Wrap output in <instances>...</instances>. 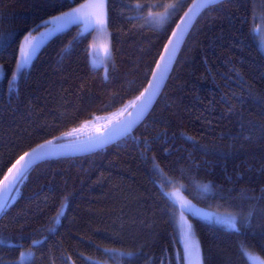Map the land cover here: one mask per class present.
<instances>
[{"label": "trees", "instance_id": "1", "mask_svg": "<svg viewBox=\"0 0 264 264\" xmlns=\"http://www.w3.org/2000/svg\"><path fill=\"white\" fill-rule=\"evenodd\" d=\"M85 1L0 0V182L35 147L137 101L195 0H108L107 69L93 57L94 32L73 25L15 81L23 39ZM258 1L226 0L201 14L155 107L128 138L26 174L0 218V264H185L174 192L216 213L253 210L250 225L237 220L239 233L187 214L203 264H251L241 244L264 258ZM162 13L164 27L149 23Z\"/></svg>", "mask_w": 264, "mask_h": 264}, {"label": "rangeland", "instance_id": "2", "mask_svg": "<svg viewBox=\"0 0 264 264\" xmlns=\"http://www.w3.org/2000/svg\"><path fill=\"white\" fill-rule=\"evenodd\" d=\"M103 2L105 4V23L103 26L100 25H93L86 23L84 19H78L75 22L71 23H64L63 27H61L59 30H54V31H49V29L54 28L55 26L50 24L49 26L45 27L42 32H39L37 34H30L26 36L28 38V41L32 45L31 53H30V60L28 62L27 66L21 67L20 71H16V76L14 77L15 81L17 80L18 76L20 75L21 72H23L25 69L29 68L33 62V59L36 57V50H40L42 45L46 43L50 38L53 36L67 30L73 25H80L81 30L83 33H89L91 31L94 32V41H93V57H95V61L99 63V65H104L105 68H108V62L112 59V44H111V35L108 30V0H87L74 8L73 10H70L69 12H74L75 9H80L81 13L79 14L80 16H88L92 12L99 11L98 9H95L91 7L92 5L98 4ZM84 5H89V7H83ZM67 13V12H66ZM63 15V14H61ZM52 19V18H51ZM50 19V20H51ZM168 22V16L167 14H158L157 16L152 15L149 18V23L155 27L162 28L164 27ZM45 25H48L44 23ZM253 24H254V30L255 34L257 37V42L259 44V47L261 51L264 53V46H262L261 42V34L264 33V2L258 1V3H255V13H254V19H253ZM41 33H44V35H41ZM25 45V38L22 41L21 48ZM34 56V57H33ZM31 61V63H30ZM21 62V56L19 55V61L18 63ZM3 68L0 66V80L3 78ZM136 99L128 102L125 104L123 107L120 109L116 110L115 112L95 117L94 119L82 124L78 128H75L62 136H60L58 139L59 141H73V140H80L84 139L86 137H90L92 135L98 134L100 132H103L104 130L108 129L109 127L113 126L117 122H119L131 109L133 108V105L136 104ZM174 197L176 198L177 202L180 205V210L178 214V229L180 232L181 240L183 243V229L181 227L182 219H181V214L183 215V223L187 225H191L192 229V234L194 238L199 242L200 250H201V244L199 241V238L196 234L195 231V226L194 223L192 222L191 218L189 215H187L189 212L195 214V216L203 219V220H208L211 222H214L217 225L227 227L225 225L219 224L217 221L220 219H225L227 218L230 214L234 213H216L208 209H204L203 207H200L191 201L187 200L184 195L181 192H174ZM16 198V194L14 199ZM13 199V200H14ZM228 228V227H227ZM184 246V244H183ZM248 251L254 256L258 257L259 260L264 261V258L257 254L256 252H253L248 249ZM251 264H253V261H250ZM185 264H190L189 260L186 258ZM192 264H195V261H192Z\"/></svg>", "mask_w": 264, "mask_h": 264}, {"label": "snow or ice", "instance_id": "3", "mask_svg": "<svg viewBox=\"0 0 264 264\" xmlns=\"http://www.w3.org/2000/svg\"><path fill=\"white\" fill-rule=\"evenodd\" d=\"M222 2H223V0H198V3L193 4L192 8H190L188 10V13H185V17L189 20V25L191 24V17L189 16V14L190 13L192 15L196 14V13H193V9H196L197 12H199L200 10H202L204 8L215 6V5L220 4ZM83 7H89V5H84ZM91 7L98 9L99 11L92 12L88 16L82 17L79 15L81 13V10L75 9L74 12H67V13H64L63 15L55 16L51 20L45 21V23L46 24H52L55 26L54 28L49 29V31L59 30L61 27H63V24L61 22L71 23V22H75L78 19H84L85 22L89 23V24L103 26V24L105 23V19H104V17H105V12H104L105 4L103 2H101L98 4L92 5ZM137 7H139V5ZM169 7L174 8V7H176V5H169ZM181 23H183V21H181ZM187 27H188V25H186L185 30L183 32H181V37L187 31ZM177 31H180V29L178 28ZM41 35H44V33H41ZM172 36H173V38H176V33L175 32L172 33ZM261 42H262V46H264V33L261 34ZM168 43L170 46H172V52L169 53L168 49H165V53L168 57L167 61H165V58L162 56L160 58L161 63L156 65V72L153 73V75H152V80L154 82H156L155 87L152 84H150L149 88L152 89V92L147 97L142 95L141 97L138 98L141 102L139 106L133 105V107L137 108L138 114H142L144 108L147 106V103L151 102V97L156 94V90L159 88V81L164 79V76L168 71V64H170L172 62V58L175 54L176 49H175V45H173L172 40H169ZM176 43L177 44L180 43V40L178 38L176 39ZM31 50H33L32 45L28 41V38L25 37V45L20 49L21 62L16 64V70L17 71L21 70L22 65L23 66L28 65V62L31 58V56H30ZM157 73H159V75H157ZM11 90H12V85L9 84V91H11ZM145 91L147 92L148 90L146 89ZM260 103L264 104V101H261ZM241 127L243 128L244 125H241ZM253 127H254V125H253ZM245 138H250V137H245ZM49 143H51V142H49ZM45 147H46V145H41L39 149H33L32 152L26 153L27 156L31 157V159L25 161L24 164H22V165H20V167L16 168L15 174L11 175V180H9L8 177H5V180L8 181L7 190H8L9 194H11L12 189L17 187L20 180H22L26 176L27 172L31 169V167L35 161L46 158L47 153L42 151ZM23 159L24 158L21 157V160H23ZM17 164H20V161H17ZM204 189H205V191H207L208 186L205 185ZM7 204H8V201L5 199L4 195L0 194V212L5 211ZM252 216H253V210H249L246 215L230 214L227 218L220 219L217 222L221 225L227 226L234 233H239L240 228L237 226V220L242 218L246 224L250 225L251 220H252ZM181 219H182L181 227L183 229L182 234H183V244H184L185 256L189 260L190 264H192V261H195V264H203V258H202L199 242L194 238V236L192 234L191 225H187V224L183 223V215L182 214H181ZM0 243H3V241H0ZM104 251L115 252L116 249H104ZM239 251L243 257L247 258V260L253 261V264H264V261L259 260L258 257H254L243 244H241L239 246ZM129 255H131V254H129ZM22 256H23V254H21V257ZM181 258H184V257H181ZM162 264H163V262H162Z\"/></svg>", "mask_w": 264, "mask_h": 264}, {"label": "water", "instance_id": "4", "mask_svg": "<svg viewBox=\"0 0 264 264\" xmlns=\"http://www.w3.org/2000/svg\"><path fill=\"white\" fill-rule=\"evenodd\" d=\"M224 1H226V0H223V2ZM197 3H198V0H195L193 2V4H197ZM192 5L189 7V9L192 8ZM209 8L210 7L204 8V9L200 10L199 12H197L196 9H193V13H196V14L195 15H192L191 13L189 14V16L191 17V24L190 25H189V20L185 17V14H184L183 17L181 18V20L175 26L172 33H174V32L176 33V38H173L172 34L169 37V40H172L173 45H175V49H176L175 54L172 58V62L170 64H168V71L165 74L164 79L159 81V88L156 90V94L151 97V102L147 103V106L144 108L142 114H138L137 108L133 107L131 109V111H129L119 122H117L113 126L109 127L108 129L104 130L103 132H100L98 134H95V135H92L90 137H86V138L80 139V140L50 141L51 143H49V142L43 143L41 145H46V147L42 151L47 153V156L44 159L35 161L31 167V169L33 167H35V166H37L43 162H47V161L64 159V158H77V157H83V156H88V155L94 154L96 152H99L101 150L109 148L112 145H115V144L123 141L124 139L128 138L130 135H132L134 133V131L145 121V119L149 116V114L151 113V111L155 107V105H156L157 101L159 100L164 88L167 85V82L169 81V79L173 73V70H174L175 65L177 63V60H178V58H179V56L183 50V47H184L192 29H193V27L195 26L197 20L201 16V14ZM188 10L186 11V13H188ZM181 21H183V23H181ZM186 25H188L187 31L181 37V32H183L185 30ZM178 28L180 29V31H177ZM177 38L180 40L179 44L176 43ZM165 49H168V52L171 53L172 52V46H170L169 43L167 42V44H166V46H165V48H164V50L160 56V58L163 56L165 58V61H167L168 57L165 53ZM160 58H159L157 64L161 63ZM94 66L97 67L96 64H94ZM155 72H156V66H155L153 73H155ZM153 73H152V75H153ZM157 75H159V73H157ZM155 83L156 82H154L152 80V76H151L149 83H148V86L146 87V89L148 91L147 92L144 91L142 95L147 97L152 92V89L149 88V85L152 84L155 87ZM140 103L141 102L138 99L135 105L139 106ZM41 145L35 147L34 149H39ZM32 151H33V149L31 151H29L28 153H30ZM22 157L24 158L23 160H21V157L17 160V161H20V164H17V161H16L15 164L9 169L8 173L6 174L5 177H8L9 180H11V175L15 174L16 168H18V167H20V165L24 164L25 161L31 159V157L27 156L26 154H24ZM5 177L0 182V194H3L5 199L8 201V204L6 207V209H7L8 206L12 203V200H13L15 194L17 193V189H18V187L21 184L23 179L20 180L17 187L12 189L11 194H9L8 190H7L8 181L5 180ZM6 209H5V211H6ZM5 211L0 212V218L3 216Z\"/></svg>", "mask_w": 264, "mask_h": 264}, {"label": "crops", "instance_id": "5", "mask_svg": "<svg viewBox=\"0 0 264 264\" xmlns=\"http://www.w3.org/2000/svg\"><path fill=\"white\" fill-rule=\"evenodd\" d=\"M50 24H48V26H49ZM38 50H36V52H37ZM34 57V56H33ZM35 59V58H34ZM34 59H33V61H34ZM30 63H31V61H30Z\"/></svg>", "mask_w": 264, "mask_h": 264}]
</instances>
